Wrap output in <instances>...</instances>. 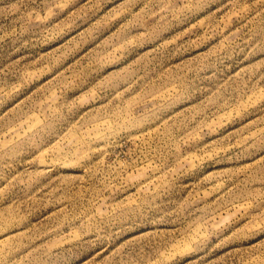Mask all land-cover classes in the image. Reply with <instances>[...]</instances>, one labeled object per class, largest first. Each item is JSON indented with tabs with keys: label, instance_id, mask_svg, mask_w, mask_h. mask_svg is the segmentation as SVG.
<instances>
[{
	"label": "rangeland",
	"instance_id": "rangeland-1",
	"mask_svg": "<svg viewBox=\"0 0 264 264\" xmlns=\"http://www.w3.org/2000/svg\"><path fill=\"white\" fill-rule=\"evenodd\" d=\"M0 264H264V0H0Z\"/></svg>",
	"mask_w": 264,
	"mask_h": 264
}]
</instances>
